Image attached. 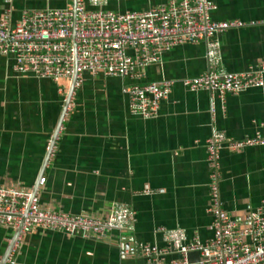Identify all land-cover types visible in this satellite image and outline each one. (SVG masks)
Segmentation results:
<instances>
[{"label": "crops", "instance_id": "obj_1", "mask_svg": "<svg viewBox=\"0 0 264 264\" xmlns=\"http://www.w3.org/2000/svg\"><path fill=\"white\" fill-rule=\"evenodd\" d=\"M168 0H108L105 8L136 11ZM215 20L237 19L245 25L226 30L220 43L219 67L239 72L264 58V0H213ZM72 0H0V14L10 8L15 21L24 9L64 7ZM203 42H189L165 52L159 63L145 67L139 78L84 72L81 85L56 132L69 85L32 73H16L12 59L0 55V183L32 188L40 177V206L71 214L104 216L112 203L134 209L133 237L139 242L165 243L159 226L183 228L187 239L213 234L210 167L206 139L214 131L241 139L264 136V84L226 93L223 100L208 90L192 91L181 79L208 70ZM172 79L158 115H133L125 84ZM218 188L227 213L239 224L264 199V151L248 146L223 149L218 158ZM149 191V192H144ZM12 230L0 226V260ZM126 233L112 229L104 237L33 228L4 264H146L138 253L126 252ZM198 252H190L196 260ZM13 261V262H12Z\"/></svg>", "mask_w": 264, "mask_h": 264}, {"label": "built area", "instance_id": "obj_2", "mask_svg": "<svg viewBox=\"0 0 264 264\" xmlns=\"http://www.w3.org/2000/svg\"><path fill=\"white\" fill-rule=\"evenodd\" d=\"M4 2L10 5L12 0ZM107 3L108 0H72L64 7L24 9L15 21L7 8L0 14V55L12 59L16 73H32L62 85L67 82L70 86L75 73L74 90L81 85L84 72L139 78L146 66L159 63L174 46L203 42L209 68L181 79L184 87L208 90L223 100L226 93L264 84V58L244 71L218 68L221 52L216 35L245 23L213 19V0H168L152 8L125 12L107 9ZM173 84L174 80L164 78L125 84L121 91L127 96L131 114L153 118ZM248 146H260L264 151V136L256 132L234 139L214 131L205 141L210 167L207 211L213 228L212 236L206 240L187 239L183 228L159 226L156 231L162 235L163 246L139 242L132 235L136 213L125 204L112 203L104 216L71 214L40 206L37 193L45 182L43 176L35 192L34 187L0 183V226L12 230L11 238L18 231L6 260L20 246L23 236L39 227L67 234L79 232L86 238L104 237L112 229L123 231L128 241L126 252L142 255L146 264H264V199L250 213L248 224L242 225L224 209L218 188L220 152ZM190 252H198L199 257L191 260Z\"/></svg>", "mask_w": 264, "mask_h": 264}, {"label": "water", "instance_id": "obj_3", "mask_svg": "<svg viewBox=\"0 0 264 264\" xmlns=\"http://www.w3.org/2000/svg\"><path fill=\"white\" fill-rule=\"evenodd\" d=\"M74 79H75V73H74V75H73V77H72L71 84H70L69 89H68V93H67V96H66V99H65L64 107H63L62 112H61V116H60L59 121H58V125L56 126V129H55V131H54V133H53V136H52V138H51V140H50V143H49V145H48V149H47V154H46V160H45V162L47 161V159H48V157H49V154H50V151H51L52 145H53V143H54V138H55V136H56V132H57V130H58L60 124H61L62 117H63V115H64V113H65V111H66V107H67V105H68V103H69V100H70V97H71V95H72V92H73V85H74ZM36 187H37V184H35V186H34V188H33V192H35ZM17 232H18V231H16V232L13 234L12 238L10 239V242H9V245H8V247H7V249H6V252H5V254L3 255L2 259L0 260V264H4V262L6 261L7 256H8V254H9V252H10V250H11V247H12V245H13V243H14V240H15V238H16Z\"/></svg>", "mask_w": 264, "mask_h": 264}]
</instances>
